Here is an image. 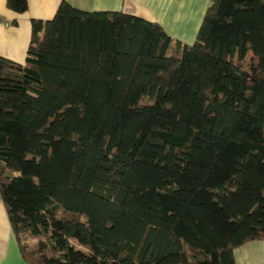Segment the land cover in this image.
Returning a JSON list of instances; mask_svg holds the SVG:
<instances>
[{
    "label": "trees",
    "instance_id": "obj_1",
    "mask_svg": "<svg viewBox=\"0 0 264 264\" xmlns=\"http://www.w3.org/2000/svg\"><path fill=\"white\" fill-rule=\"evenodd\" d=\"M30 22L24 62L0 56V198L26 263L235 264L264 240V0H211L191 44L66 1Z\"/></svg>",
    "mask_w": 264,
    "mask_h": 264
},
{
    "label": "crops",
    "instance_id": "obj_2",
    "mask_svg": "<svg viewBox=\"0 0 264 264\" xmlns=\"http://www.w3.org/2000/svg\"><path fill=\"white\" fill-rule=\"evenodd\" d=\"M62 1L83 10H117L158 22L169 36L191 44L211 0H27L28 9L24 13L9 10L6 0H0V56L23 63L31 19H51ZM233 255L235 264H264V240L247 242L237 247ZM0 264H28L20 255L1 198Z\"/></svg>",
    "mask_w": 264,
    "mask_h": 264
},
{
    "label": "rangeland",
    "instance_id": "obj_3",
    "mask_svg": "<svg viewBox=\"0 0 264 264\" xmlns=\"http://www.w3.org/2000/svg\"><path fill=\"white\" fill-rule=\"evenodd\" d=\"M249 62V56L247 57V59L245 60V63H248ZM31 247L32 246H36V239H31Z\"/></svg>",
    "mask_w": 264,
    "mask_h": 264
}]
</instances>
